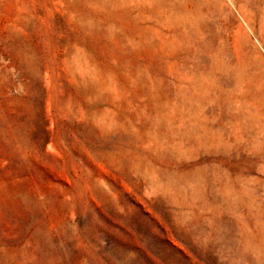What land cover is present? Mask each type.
<instances>
[{"label":"rangeland","instance_id":"obj_1","mask_svg":"<svg viewBox=\"0 0 264 264\" xmlns=\"http://www.w3.org/2000/svg\"><path fill=\"white\" fill-rule=\"evenodd\" d=\"M0 264H264V0H0Z\"/></svg>","mask_w":264,"mask_h":264}]
</instances>
